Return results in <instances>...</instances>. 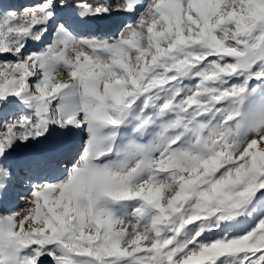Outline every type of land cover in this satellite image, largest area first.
I'll return each instance as SVG.
<instances>
[{
	"label": "snow or ice",
	"instance_id": "6c2138e0",
	"mask_svg": "<svg viewBox=\"0 0 264 264\" xmlns=\"http://www.w3.org/2000/svg\"><path fill=\"white\" fill-rule=\"evenodd\" d=\"M31 145L0 264H264V0L0 10V194Z\"/></svg>",
	"mask_w": 264,
	"mask_h": 264
},
{
	"label": "rangeland",
	"instance_id": "374dc122",
	"mask_svg": "<svg viewBox=\"0 0 264 264\" xmlns=\"http://www.w3.org/2000/svg\"><path fill=\"white\" fill-rule=\"evenodd\" d=\"M0 0V10L8 9V10H20L24 6V4L38 2V0ZM18 1V2H17ZM40 1V0H39ZM147 3L151 2V0H145ZM114 3H119V0H113ZM139 12L137 13L136 17H130L125 15L123 20L119 22V25H114V28L111 30H107L102 33H97L96 26L102 24L103 26H111L110 24L115 23L116 18L119 14H114L111 17H108L103 20L91 22V23H80L75 22L73 27L75 30L83 35H91L96 37H111L116 33L124 31L128 24H134L135 20L139 17ZM116 26V27H115ZM108 28V27H107ZM117 28V29H116ZM91 31V32H90ZM92 31H95L92 33ZM90 33V34H89ZM31 49L38 48L39 45L33 43L30 46ZM61 79H67V76L60 77ZM9 113L15 111L14 108H10ZM11 118V116L9 117ZM86 139V134L83 136V140ZM81 140L80 143L83 142ZM39 145H31L28 148L23 146L18 147L8 158V165L13 170L14 175L11 179V182L8 186L7 193H3L0 195V214H5L6 212L16 211L19 214H23L24 212L28 211L29 208L32 207L30 201V197L27 195L28 184L23 182L22 180V172L19 167V160L20 158L28 151L32 150L33 148H38ZM79 147V146H78ZM40 178V174L36 176V179ZM2 196V199H1ZM21 212V213H20ZM45 264H50L48 260H45Z\"/></svg>",
	"mask_w": 264,
	"mask_h": 264
},
{
	"label": "bare ground",
	"instance_id": "6f19581e",
	"mask_svg": "<svg viewBox=\"0 0 264 264\" xmlns=\"http://www.w3.org/2000/svg\"><path fill=\"white\" fill-rule=\"evenodd\" d=\"M12 2L14 1V0H11ZM10 1V2H11ZM19 1V0H18ZM17 1V2H18ZM40 1L38 0V2H32V3H27V4H24L23 6L24 7H28V6H30V5H34V4H38ZM144 2L145 3H147L145 0H144ZM63 15V14H62ZM124 16L125 15H123V14H119V16L116 18V21H115V23H113V24H110L111 26H103L102 24H99L98 26H96V31H97V33H102V32H104V31H106V29L108 30H111L112 28H114V25H119V22L121 21V20H123V18H124ZM115 26V27H116ZM108 27V28H107ZM117 29V28H116ZM91 32V31H90ZM93 32H95V31H92V33ZM90 34V33H89ZM117 34V33H116ZM46 40H47V37H46ZM86 133H82V132H74L73 133V139H74V143L77 145V147L78 146H80V142H81V140H83V136L85 135ZM1 195V194H0ZM1 199H2V196H1ZM21 213V212H20ZM25 214H27V211L26 212H24L23 214H20V216L22 217L23 215H25ZM19 218V217H18Z\"/></svg>",
	"mask_w": 264,
	"mask_h": 264
}]
</instances>
